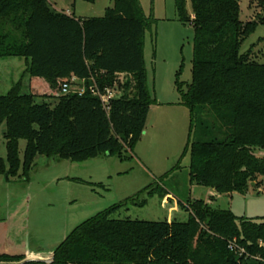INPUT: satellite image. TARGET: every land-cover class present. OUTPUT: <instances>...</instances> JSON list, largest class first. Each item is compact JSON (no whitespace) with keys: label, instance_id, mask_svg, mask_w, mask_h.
<instances>
[{"label":"trees","instance_id":"trees-1","mask_svg":"<svg viewBox=\"0 0 264 264\" xmlns=\"http://www.w3.org/2000/svg\"><path fill=\"white\" fill-rule=\"evenodd\" d=\"M175 1L195 32L192 83L186 93L179 85V105L191 115L190 185L245 195L264 178V64L241 47L264 16L244 23L241 0H190L192 18L186 0ZM147 25L140 0H114L104 17L90 19L58 12L49 0H0V59H25L29 80L28 94L19 82L0 96L7 149L0 176L28 180L40 156L82 163L134 150L155 103L144 59ZM121 76L130 79L122 83ZM73 78L84 83L83 96L62 94ZM94 85L121 93L109 112L91 94ZM179 202L185 222L117 220L111 214L122 206L105 211L77 227L49 262L7 252L0 223V264H264V218L238 217L204 200ZM234 241L248 257L229 250Z\"/></svg>","mask_w":264,"mask_h":264},{"label":"rangeland","instance_id":"rangeland-1","mask_svg":"<svg viewBox=\"0 0 264 264\" xmlns=\"http://www.w3.org/2000/svg\"><path fill=\"white\" fill-rule=\"evenodd\" d=\"M64 1L61 7L78 19L102 18L114 6V0L79 1L74 9ZM262 2L241 0L240 20L247 23L264 16ZM140 4L148 21L144 36L147 85L155 100L141 141L122 156L106 155L82 163L37 157L28 180L7 181L0 176V223L7 224L9 253L25 255L28 261L49 262L77 227L116 206H122L111 214L117 220L168 221L175 202L188 204L190 200L210 201L213 209L231 210L238 217L264 218V178H258L247 194H218L221 198L214 203L209 196L213 190L190 185L191 115L179 105V85L186 93L192 83L195 32L181 21L175 0H140ZM186 6L192 17L190 0ZM249 51L254 62L264 64V26L242 44L241 52ZM26 68L23 58L0 59V96L19 82L24 84L22 93H29L28 78H23ZM129 79L120 77L122 83ZM37 102L54 105L56 100L38 98ZM5 130L3 125L0 157L6 160ZM25 147L21 141V158ZM176 166L180 168L173 171ZM162 188L165 193L161 195ZM136 196L135 203H129ZM179 210L172 221H187L188 213Z\"/></svg>","mask_w":264,"mask_h":264},{"label":"built area","instance_id":"built-area-1","mask_svg":"<svg viewBox=\"0 0 264 264\" xmlns=\"http://www.w3.org/2000/svg\"><path fill=\"white\" fill-rule=\"evenodd\" d=\"M71 83L76 84V86L71 85ZM71 83L65 84L63 86L62 88L63 95H68L72 91H75L80 96H83L86 93V88L84 87L83 82L81 84L78 79L73 78ZM77 84L79 85L77 86ZM90 92L94 97L98 98L101 101L103 108L106 112L110 111L111 102L121 95V93L115 89H106L102 92L97 88L96 85L90 88ZM229 250L237 254L239 257H248L246 250L239 247L236 241L229 243Z\"/></svg>","mask_w":264,"mask_h":264},{"label":"crops","instance_id":"crops-1","mask_svg":"<svg viewBox=\"0 0 264 264\" xmlns=\"http://www.w3.org/2000/svg\"><path fill=\"white\" fill-rule=\"evenodd\" d=\"M64 0H55V3H53V7L58 11V12H63L65 14H67L68 16H73L74 14L71 13L70 10H65L63 9L61 6H64L66 5V2ZM69 2V6H73L74 9L77 7V2L79 1H74V0H66ZM71 1V2H70ZM50 2V1H49ZM81 2V1H80ZM65 3V4H64ZM63 4V5H62ZM68 6V5H67ZM29 81V80H28ZM234 195V194H233ZM210 200L214 203V201L216 202L217 200H219L221 198V196H219L215 191H211L210 193ZM232 196V195H231ZM172 196L168 195V198H171ZM207 203V201H206ZM210 204V201L209 203ZM180 212L179 210V205L175 202L174 203V206L172 207L171 209V214L168 218V221L171 222L172 221V218H173V215H176ZM5 226H6V234L4 236V239H6V244H7V252H8V246H9V238H8V230H7V224L6 223H3Z\"/></svg>","mask_w":264,"mask_h":264}]
</instances>
